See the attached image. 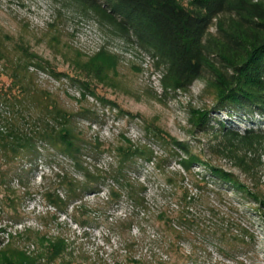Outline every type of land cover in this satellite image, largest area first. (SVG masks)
Here are the masks:
<instances>
[{"label": "rangeland", "instance_id": "1", "mask_svg": "<svg viewBox=\"0 0 264 264\" xmlns=\"http://www.w3.org/2000/svg\"><path fill=\"white\" fill-rule=\"evenodd\" d=\"M102 51L117 58L115 71L100 79L81 72ZM165 74L158 55L81 0H0V130L13 123L43 133L56 104L72 114L66 127L76 142L102 150L84 155L86 178L37 135L40 154L13 162L0 139V225L31 228L29 249L42 235L65 236L76 264H264V116L214 110L216 92L204 79L182 90L167 86ZM194 109L209 111L208 127L193 123ZM170 138L201 161L185 169ZM129 144L153 155L136 156L128 174L143 205L110 175L113 150ZM97 172L107 177L97 182ZM77 186L90 190L69 192ZM56 194L66 211L51 202Z\"/></svg>", "mask_w": 264, "mask_h": 264}, {"label": "trees", "instance_id": "2", "mask_svg": "<svg viewBox=\"0 0 264 264\" xmlns=\"http://www.w3.org/2000/svg\"><path fill=\"white\" fill-rule=\"evenodd\" d=\"M81 1L88 8L109 16L119 28L131 33L140 44L158 55L166 66L164 82L167 86L188 90L195 80L204 79L216 92L214 110L247 111L264 116L263 2L251 0ZM213 27H215L214 31ZM117 65L116 57L102 51L88 64H80L78 68L81 72L100 79L107 77L109 71H115ZM81 83L85 87L89 86L87 82ZM11 105L14 107V104ZM71 115L54 104L53 109L48 110V125L43 133L36 132L35 135L13 123L5 126L0 130V139L3 148L12 155L10 161L13 162L16 157L25 155L37 157L40 152L36 141L41 138L72 159L76 168L82 171L86 178H90L92 175L89 166L85 164L84 155L100 153L102 150L100 144L96 145L97 148L94 146L90 148L76 142L77 136L74 131L66 127ZM58 119H64L61 127L51 123L52 121L57 123ZM210 119L208 110H193L192 121L198 128L208 127ZM222 126L225 127L224 124ZM36 135L39 138H35ZM170 140L186 156L179 162L185 169L190 170L194 161H201L192 154L188 143L173 138ZM126 141L130 142L127 139ZM131 147L132 145L129 144L127 147L119 146L113 150L118 158V165L110 175L123 187H127L128 194L137 204L143 205L144 198L140 196L128 174L136 156L150 162L153 155L145 147H136L135 150ZM210 170L226 183L237 188H245L231 173L218 168ZM17 173H15L16 177L20 183H23L18 176L19 172ZM105 177L107 176L103 172H97V176H93V179L100 182ZM203 178L205 179V176ZM7 184L8 188H12L10 182ZM139 185L141 192H144L146 189L144 184ZM78 190H80L78 186L75 190L71 187L69 192ZM89 190L90 187L86 186L80 191ZM26 193L30 194V191L27 190ZM111 193L115 194V191L112 190ZM188 197L192 199L189 190L185 188L184 198ZM13 201L7 204L14 219L18 216L17 208L12 205ZM51 202L66 211L68 203L60 195L56 194L51 198ZM30 232L29 227L8 231L5 226L0 225V264H76L71 258L72 253L65 236L59 234L46 238V235H42L39 239L40 245L29 249L24 243L32 240ZM2 234H6L7 239Z\"/></svg>", "mask_w": 264, "mask_h": 264}, {"label": "bare ground", "instance_id": "3", "mask_svg": "<svg viewBox=\"0 0 264 264\" xmlns=\"http://www.w3.org/2000/svg\"><path fill=\"white\" fill-rule=\"evenodd\" d=\"M48 14H49V13H48ZM48 14H47L46 12H43V15H44V16H47Z\"/></svg>", "mask_w": 264, "mask_h": 264}]
</instances>
